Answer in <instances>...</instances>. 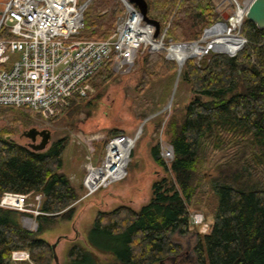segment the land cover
I'll use <instances>...</instances> for the list:
<instances>
[{
  "label": "trees",
  "instance_id": "16d2710c",
  "mask_svg": "<svg viewBox=\"0 0 264 264\" xmlns=\"http://www.w3.org/2000/svg\"><path fill=\"white\" fill-rule=\"evenodd\" d=\"M146 1L149 17L167 29L168 42L198 41L204 30L222 21L214 0ZM99 3L111 6L110 15L92 18L88 7L80 39L102 40L114 33L122 3ZM240 33L247 42L236 61L228 54L210 52L199 62L187 60L179 72L178 63L169 60L165 51L143 56L138 82L143 92L159 80L176 81L179 75L194 95L185 107L174 104L166 124L174 160L166 164L160 145L153 146L152 158L167 175L152 183L149 201L140 209L120 204L99 210L88 248L72 243L66 264H102L96 253L108 255L106 264H167L178 259L181 247L170 235L188 234L190 206L203 193L211 195L217 206L210 232L195 249L198 264H264V30L245 19ZM215 35L212 31L208 37ZM12 37L9 28L2 26L0 40ZM7 68L9 64H0V70ZM113 76V60H109L88 83L104 87ZM86 99L73 96L62 112L69 109L77 114ZM149 106L158 109L160 104L150 102ZM4 109L31 111L0 108ZM116 135L124 134L114 131L107 142ZM69 140L61 137L45 151L36 152L0 136V201L6 192L43 196L39 207L43 214L36 217L35 232L23 227L24 213L0 207V264H12L16 250L28 251L34 264H52L54 248L42 234L58 218L71 216L87 192L84 184H74L64 171ZM207 168L215 175H208Z\"/></svg>",
  "mask_w": 264,
  "mask_h": 264
},
{
  "label": "rangeland",
  "instance_id": "374dc122",
  "mask_svg": "<svg viewBox=\"0 0 264 264\" xmlns=\"http://www.w3.org/2000/svg\"><path fill=\"white\" fill-rule=\"evenodd\" d=\"M99 1L87 0L85 2L90 3L92 18L105 13L109 16L111 13V6H101ZM214 2L222 17V21L228 23L227 27L218 25L221 29L219 30L221 35L233 34L243 37L240 29L246 18H243L240 28L232 26L231 21L228 20L232 16L236 17V13L240 8H238V4L243 7L250 0H214ZM87 10L85 12H89ZM3 11L4 7L0 4V14H3ZM2 26L7 27L3 22L1 23V28ZM198 41L206 45L211 43L213 39L211 37L207 38L204 30L202 37ZM164 42L169 46L172 41L168 42L165 38ZM144 50L139 53L134 67L129 72L124 73L113 69L114 76L105 83L104 87H93L94 92L85 100L86 104L82 106L77 114H73L72 110L66 109L55 120L46 121L38 114L24 109L0 110V136H4L8 140L29 146L31 140L26 137V133L33 128L51 130L53 137L50 145L57 139L68 136L70 140L64 153V171L72 182L79 186L84 184L90 165H97L103 157L107 139L114 131L118 130L136 141L128 167V176L119 184L122 185L120 191L111 194L109 192L110 186L92 196H83V199L81 198L76 202L71 216L66 215L63 218H58L50 224V230L42 234V238L55 247V257L52 264H66L67 250L72 243L77 242L88 248L87 239L90 235L95 215L99 210L109 211L120 204H127L134 209H139L149 201L152 194V183L167 175L164 168L160 167L152 158L151 148L155 145H160L162 160L168 165L171 163L163 156L164 148L170 146L169 137L166 134L167 121L175 103L185 107L194 95L191 94L189 85L179 80L172 106L166 109L173 95L175 80L172 82L167 79L159 80L150 89L143 92L138 87L142 59L147 52L152 53L150 49ZM211 52L222 53V51L214 48ZM223 53L226 54L225 52ZM166 54L168 53L166 52ZM206 56L189 57L187 60L195 59L199 62ZM169 60L176 61L175 59ZM150 102L160 104V107L158 109H156L157 107H150ZM147 106L150 108L148 112L146 111L147 117H145L143 113ZM148 118L150 119L142 127ZM40 141L38 139V143ZM217 155L215 159L221 157V155ZM206 172L208 175H215L212 169L207 168ZM115 186L118 185L113 187ZM35 202L33 197L29 198V203L37 207V202ZM194 202L195 204L190 206L191 215L202 213L205 219L204 223L201 226H194L190 223L187 235L177 233L170 235L171 240L175 244L180 245L181 252L178 255V259L168 261L167 264H198V256L195 249L201 242V238L211 230L217 202L211 195H204V193L200 196V201ZM37 216L35 214L32 216L29 214L24 215L21 221L23 227L34 232L37 231ZM26 218H29L34 225L31 227L26 226ZM92 237L96 238L94 235ZM102 244H105L103 240ZM95 249L98 250L99 247H95ZM96 254L102 264H106L109 261L108 255ZM16 264L29 263L17 262Z\"/></svg>",
  "mask_w": 264,
  "mask_h": 264
},
{
  "label": "built area",
  "instance_id": "2783aa9c",
  "mask_svg": "<svg viewBox=\"0 0 264 264\" xmlns=\"http://www.w3.org/2000/svg\"><path fill=\"white\" fill-rule=\"evenodd\" d=\"M120 1L123 11L111 37L84 40L79 38V34L85 26L84 15L89 2L9 0L2 22L13 37L0 40V64H9V68L0 70V108L26 107L49 121L69 105L73 96L88 98L94 92L88 79L109 60H113V69L127 73L144 49H150L152 53L165 51L169 59H175L171 54L174 47L186 50L192 46L200 47L202 56L213 50V41L206 45L199 41L171 42L167 46L164 42L167 29L161 30L159 37L155 38L156 27L144 22L133 4L127 0ZM250 2L241 7L244 16ZM135 142L127 135L109 139L101 160L88 168L84 179L85 197L127 177ZM163 156L170 162L174 160L171 145L164 148ZM29 198L30 195L6 192L0 207L30 216L43 214L39 209L43 196L34 197L37 207L29 203ZM204 220L202 213H194L190 223L201 226ZM25 225L31 227L34 224L26 218ZM11 262L33 264L25 250L14 251Z\"/></svg>",
  "mask_w": 264,
  "mask_h": 264
},
{
  "label": "water",
  "instance_id": "95a60500",
  "mask_svg": "<svg viewBox=\"0 0 264 264\" xmlns=\"http://www.w3.org/2000/svg\"><path fill=\"white\" fill-rule=\"evenodd\" d=\"M127 1L130 4H133L138 9V11L140 12L144 22H146L148 24H152V25H154L156 27L155 38H157L159 36L160 32H161V24H160L159 21L151 19L149 17L147 1L146 0H127ZM238 7L241 8L242 6L240 4H238ZM244 17L247 20H249L252 23H254L258 27V29L264 30V0H251L250 4H249V6H248V8L246 10V13H245ZM234 18L235 17L232 16V17L229 18L228 21L232 22L234 20ZM1 23H0V28H1ZM218 24H222L225 27L228 26V23L224 22V21H220L216 25H218ZM241 39L243 40V46L238 51H240L244 47L245 43L247 42L246 38L241 37ZM238 51L233 53V54H229V53H226V52L225 53L228 54L233 61H236V56L238 54ZM175 60H176V62L179 65V68H180L179 70L181 71V68L184 66L186 61L183 63V66H181L179 64V62L177 61V59H175ZM242 67H244V66L242 65L241 68ZM178 83H179V76L176 79L175 87H174V90H173V95H172V98L169 101V104L167 105L166 109H168V108H170L172 106V103H173V100H174V96H175V93H176V89L178 87ZM149 119L150 118L145 120V122L143 123L142 127L144 126L146 121L149 120ZM38 135L42 136V140L39 143H38V140H37V136ZM26 137L31 140V143L29 144L28 147L31 148L32 150L36 151V152H40V151H45L49 147L53 136H52L51 130H49V129H44V130L39 131V130H37V128H33L29 132L26 133ZM53 248H55V247L53 246Z\"/></svg>",
  "mask_w": 264,
  "mask_h": 264
},
{
  "label": "bare ground",
  "instance_id": "6f19581e",
  "mask_svg": "<svg viewBox=\"0 0 264 264\" xmlns=\"http://www.w3.org/2000/svg\"><path fill=\"white\" fill-rule=\"evenodd\" d=\"M9 0H0V4L4 7L3 14H0V23L2 22L3 15L6 9V5ZM242 8H239V10L236 13V17L234 20L231 22V25L234 27H238L240 25L241 20L244 17ZM222 25V24H218ZM216 25L212 29H209L207 31L206 37L208 38V35L214 31L218 35L215 36H210L213 39V48L219 51L226 52L229 54H233L237 52L242 46H243V40L238 36V35H233V34H226V35H221L219 32L220 27ZM224 26V25H223ZM218 29V30H217ZM172 57L177 59L180 65H183V63L187 60L189 57H201L203 54V51L200 47L192 46L190 49H185L184 47H174L171 51ZM182 70V68H181ZM181 72V71H180ZM180 80V77H179Z\"/></svg>",
  "mask_w": 264,
  "mask_h": 264
},
{
  "label": "crops",
  "instance_id": "0c3cea01",
  "mask_svg": "<svg viewBox=\"0 0 264 264\" xmlns=\"http://www.w3.org/2000/svg\"><path fill=\"white\" fill-rule=\"evenodd\" d=\"M120 182H121V181H120ZM120 182L115 183V184H113V185L111 186V188L109 189V192H111V194H113V193H115V192L121 190L122 185H119ZM114 185H118V186L113 187ZM140 208H141V207H140ZM140 208H139V209H140Z\"/></svg>",
  "mask_w": 264,
  "mask_h": 264
},
{
  "label": "flooded vegetation",
  "instance_id": "af4514ba",
  "mask_svg": "<svg viewBox=\"0 0 264 264\" xmlns=\"http://www.w3.org/2000/svg\"><path fill=\"white\" fill-rule=\"evenodd\" d=\"M37 130H39V129H37ZM39 131H41V130H39ZM38 139L42 140V136H39V135H38V136H37V140H38Z\"/></svg>",
  "mask_w": 264,
  "mask_h": 264
}]
</instances>
